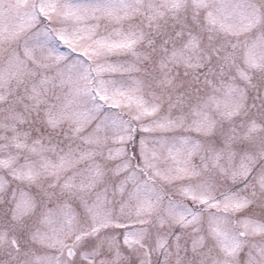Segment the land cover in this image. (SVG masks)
<instances>
[{
  "label": "snow or ice",
  "instance_id": "6c2138e0",
  "mask_svg": "<svg viewBox=\"0 0 264 264\" xmlns=\"http://www.w3.org/2000/svg\"><path fill=\"white\" fill-rule=\"evenodd\" d=\"M0 264H264V0H0Z\"/></svg>",
  "mask_w": 264,
  "mask_h": 264
}]
</instances>
